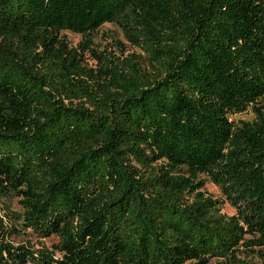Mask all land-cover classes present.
Wrapping results in <instances>:
<instances>
[{"label":"trees","instance_id":"obj_1","mask_svg":"<svg viewBox=\"0 0 264 264\" xmlns=\"http://www.w3.org/2000/svg\"><path fill=\"white\" fill-rule=\"evenodd\" d=\"M263 96L264 0H0V264H264Z\"/></svg>","mask_w":264,"mask_h":264},{"label":"rangeland","instance_id":"obj_2","mask_svg":"<svg viewBox=\"0 0 264 264\" xmlns=\"http://www.w3.org/2000/svg\"><path fill=\"white\" fill-rule=\"evenodd\" d=\"M63 35L68 41L69 45L75 46L81 39L80 35L62 31ZM112 40H118L122 42L128 52H137V49L129 45L124 39L121 30L114 24L104 23L97 31L94 32L93 41L99 47H103L106 43ZM260 102H264V96L260 98ZM230 119L233 121L245 120L250 121L254 117V113L250 107L242 113L231 114ZM204 190L214 198L222 201L221 212L226 215L234 213V208L225 200L221 194L220 189L206 179ZM21 214V207L18 202V198L13 196L0 197V218L2 219V226L0 227V237L5 238L6 241L11 242L14 245L25 243L33 247H40L41 244L51 249V245L57 242L56 236L48 238H37L30 233L28 229L23 230L19 216ZM17 230L12 231L13 228ZM261 253L264 254V246L261 247ZM247 259L254 264L262 263V258L259 254L249 255ZM210 264H217L214 260H211Z\"/></svg>","mask_w":264,"mask_h":264}]
</instances>
